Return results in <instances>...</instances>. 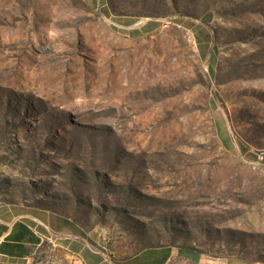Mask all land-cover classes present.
Wrapping results in <instances>:
<instances>
[{
	"label": "rangeland",
	"instance_id": "rangeland-1",
	"mask_svg": "<svg viewBox=\"0 0 264 264\" xmlns=\"http://www.w3.org/2000/svg\"><path fill=\"white\" fill-rule=\"evenodd\" d=\"M2 202L23 264H264V0H0Z\"/></svg>",
	"mask_w": 264,
	"mask_h": 264
},
{
	"label": "crops",
	"instance_id": "crops-1",
	"mask_svg": "<svg viewBox=\"0 0 264 264\" xmlns=\"http://www.w3.org/2000/svg\"><path fill=\"white\" fill-rule=\"evenodd\" d=\"M36 220L44 226L37 230ZM58 218L48 210L37 209L35 217L30 218L27 209L9 203H0V264H23L29 258L31 248L37 247L43 237L45 229L55 225ZM38 238L40 241L38 242ZM78 253L82 264H254L230 260L224 263H215L190 252L176 254L171 249H143L139 253L126 258L116 259L104 251L89 248H73Z\"/></svg>",
	"mask_w": 264,
	"mask_h": 264
},
{
	"label": "built area",
	"instance_id": "built-area-1",
	"mask_svg": "<svg viewBox=\"0 0 264 264\" xmlns=\"http://www.w3.org/2000/svg\"><path fill=\"white\" fill-rule=\"evenodd\" d=\"M71 264H81L80 260L76 259Z\"/></svg>",
	"mask_w": 264,
	"mask_h": 264
}]
</instances>
